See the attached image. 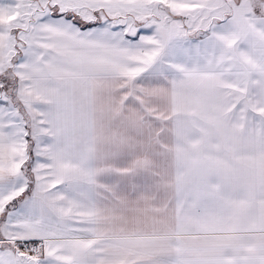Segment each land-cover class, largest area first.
Masks as SVG:
<instances>
[{"label":"snow or ice","instance_id":"6c2138e0","mask_svg":"<svg viewBox=\"0 0 264 264\" xmlns=\"http://www.w3.org/2000/svg\"><path fill=\"white\" fill-rule=\"evenodd\" d=\"M0 264H264V0H0Z\"/></svg>","mask_w":264,"mask_h":264}]
</instances>
